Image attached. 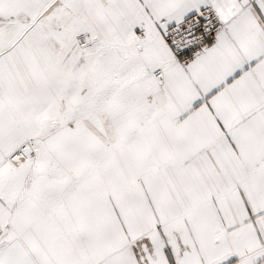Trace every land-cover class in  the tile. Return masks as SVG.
I'll list each match as a JSON object with an SVG mask.
<instances>
[{"label": "snow or ice", "instance_id": "obj_1", "mask_svg": "<svg viewBox=\"0 0 264 264\" xmlns=\"http://www.w3.org/2000/svg\"><path fill=\"white\" fill-rule=\"evenodd\" d=\"M0 264H264V0H0Z\"/></svg>", "mask_w": 264, "mask_h": 264}]
</instances>
